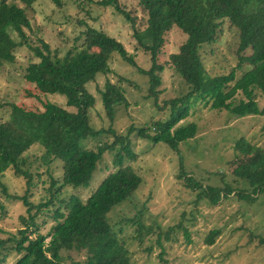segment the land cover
Masks as SVG:
<instances>
[{"label": "rangeland", "instance_id": "rangeland-1", "mask_svg": "<svg viewBox=\"0 0 264 264\" xmlns=\"http://www.w3.org/2000/svg\"><path fill=\"white\" fill-rule=\"evenodd\" d=\"M98 1L61 0L57 6L51 0H35L26 10L30 21V29L26 31L33 42L42 38L62 55L69 47L79 45L82 31L91 26L123 43L138 66L148 69L150 54L137 46L133 36L134 29L142 30L147 25V15L139 0H118L120 8L130 14L133 22L126 20L113 5L105 6ZM16 2L25 6L19 0ZM223 27L217 41L201 50L210 75L228 73L238 61L237 33L228 23ZM185 38L178 28L166 35L157 54L164 70L156 97L149 95L147 76L116 53L112 54L107 72L98 74L87 84L95 98L89 109L91 126L110 127L116 135H126L131 128L143 127L154 134V122L166 120L169 114L165 102L189 91V86L170 65V54L178 51ZM28 55V50L20 48L13 62L0 65V98L6 104L0 109V120L7 118L12 103L39 111L50 101L74 111L66 105L63 95L41 93L25 81ZM107 80L118 85L125 96V101L114 106L112 116L105 111L100 93ZM238 99L236 95L235 101ZM256 101L259 108H264V94L258 90ZM189 122L197 124L196 135L180 143L178 152L164 143L154 144L136 131L129 134L134 157H125L122 166L132 167L142 182L128 200L107 214L112 230L129 249L130 264H264V190L259 191L258 186L233 172L235 144L240 138L264 153V114L235 118L229 111L212 109L210 102L197 98L181 124ZM113 140V133H105L84 144L95 148L100 141L111 143ZM40 147L33 145L24 154L29 168L34 174H40L32 178L29 189L26 180L11 169L5 172L2 181L6 190L0 186V261L5 264H14L20 255L12 250L13 242L4 243L8 238H19L18 230L23 227L21 216L28 214L19 197L27 195L34 204L50 200L48 208L53 210L63 207L62 201L66 202L72 195L85 200L104 177L118 168L113 162L115 149L106 151L88 187H64L58 181L62 161L44 163ZM190 176L196 182L194 188L185 180ZM51 180L55 182L53 186ZM208 187L230 188L232 192L228 196L220 195L213 202ZM241 192L249 196H240ZM36 222L40 225L39 231L46 234L53 223L50 211L41 210ZM212 230L218 233L214 234L213 243L208 244L206 237ZM65 255L71 256L70 262L80 260L73 252Z\"/></svg>", "mask_w": 264, "mask_h": 264}, {"label": "trees", "instance_id": "trees-1", "mask_svg": "<svg viewBox=\"0 0 264 264\" xmlns=\"http://www.w3.org/2000/svg\"><path fill=\"white\" fill-rule=\"evenodd\" d=\"M19 1L25 6H19L16 0H0V65L13 62L20 48L28 50L25 81L41 93L63 95L66 105L74 111L50 101L39 111L10 104L7 118L0 120V186L6 190L2 181L5 172L11 169L26 180L29 189L32 178L40 174L33 173L24 154L37 144L43 148L44 163L62 161L58 181L64 187H88L106 151L115 149L113 162L118 168L104 177L85 200L72 195L66 202L62 201L63 207L53 210L48 208L50 200L34 204L27 195L19 197L28 214L21 216L23 227L18 230L19 238H8L4 243L13 242L12 250L20 254L14 264H130L129 249L107 220V214L128 200L142 182L132 167L122 166L125 157H134L129 134L136 131L154 144L164 143L178 152L180 143L196 135V123L181 124V121L190 114L197 98L210 102L212 109L229 111L235 118L264 114V108H259L256 101L257 90L264 94V0H139L147 15V25L142 30L134 29L133 36L137 46L150 54L148 69L138 66L123 43L91 26L82 31L81 43L69 47L62 55L42 38L33 42L26 31L30 29L26 10L35 0ZM51 1L61 5V0ZM98 2L113 5L126 20L134 21L120 8L118 0ZM226 23L237 33L238 61L228 73L210 75L201 50L217 41ZM173 28L180 29L186 38L178 51L170 54V65L189 86V91L165 102L169 106L166 120L154 122V134L144 127L131 128L126 135H116L110 127L93 128L89 109L95 98L87 84L98 74L107 72L109 59L116 53L147 76L149 95L156 97L164 70L157 54ZM100 93L110 116L115 111L114 106L125 101L121 88L109 80ZM236 95L240 99L235 101ZM5 105L0 98V109ZM105 133H113L111 143L100 141L95 148L85 146V141ZM235 148L234 174L258 186L259 191L264 190V153L243 138L236 142ZM185 180L189 187L197 186L191 176ZM54 184L51 180V186ZM208 192L211 200L217 202L220 195L228 196L232 190L208 187ZM242 194L240 196L245 198L249 196ZM41 210L50 211L53 220L46 234L39 231L40 225L36 222ZM216 233L217 230H212L206 237L208 244L213 243ZM67 252H73L80 260L70 262L71 256L65 255ZM0 264L5 263L0 261Z\"/></svg>", "mask_w": 264, "mask_h": 264}]
</instances>
